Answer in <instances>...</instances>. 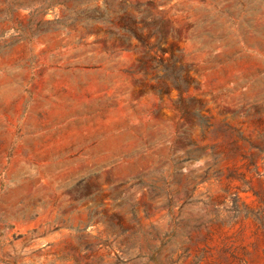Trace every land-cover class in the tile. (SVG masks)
<instances>
[{"label": "rangeland", "instance_id": "1", "mask_svg": "<svg viewBox=\"0 0 264 264\" xmlns=\"http://www.w3.org/2000/svg\"><path fill=\"white\" fill-rule=\"evenodd\" d=\"M0 264H264V0H0Z\"/></svg>", "mask_w": 264, "mask_h": 264}]
</instances>
